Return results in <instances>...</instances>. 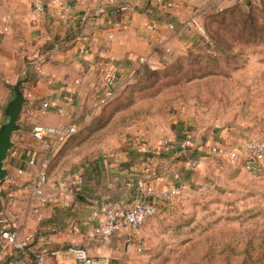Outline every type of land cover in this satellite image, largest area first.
<instances>
[{"label": "crops", "instance_id": "1", "mask_svg": "<svg viewBox=\"0 0 264 264\" xmlns=\"http://www.w3.org/2000/svg\"><path fill=\"white\" fill-rule=\"evenodd\" d=\"M24 1L10 10V25L0 31V126L6 121L3 113L13 96V86L27 73L22 85L26 103L19 123L21 132L29 137L26 144L8 155V171L26 169L31 157L48 158L59 143L36 141L30 133L34 128L74 123L78 130L84 115L91 120L90 112L101 108L98 99L106 68L120 71L122 78L135 76L140 57L188 38L189 27L203 11L215 8L212 0H180L175 9H167L164 0H65V7L45 0L46 10L40 17L31 1ZM236 2L243 0H221L218 6L226 9ZM45 101L56 102L65 113L57 115L45 109ZM160 110L161 106L154 112ZM156 114V118L130 124L127 133L132 138L124 142L123 151L58 176L80 177L83 183L74 192L59 194L39 215L30 212L28 194L16 191L15 222L31 240L29 259H33L34 251L78 245L86 247L92 257L123 264L128 237L96 238L88 217L111 205L142 200L147 186L187 188L194 169L190 157L196 154L201 159L208 154L204 148L182 149L183 141L190 139L182 116L163 119ZM165 140L168 147L160 145ZM27 172L23 182L30 179ZM151 224L142 228L137 241L148 234ZM99 240L104 245H99ZM11 262L10 256H0V264ZM46 264L57 263L47 258Z\"/></svg>", "mask_w": 264, "mask_h": 264}, {"label": "rangeland", "instance_id": "2", "mask_svg": "<svg viewBox=\"0 0 264 264\" xmlns=\"http://www.w3.org/2000/svg\"><path fill=\"white\" fill-rule=\"evenodd\" d=\"M247 2L236 4L246 9ZM24 3L0 0V31L10 25V10ZM250 3L264 9V0ZM221 10L203 11L188 38L168 46L161 67L137 69L115 101L91 111V120L84 115L78 132L47 156L48 174L58 179L123 151L132 138L130 124L156 113L163 119L182 116L190 139L208 151L177 199L158 200L148 234L137 241L143 253L131 251L123 264H264V173L253 177L239 164L209 154L217 143L264 138V13H255V31L246 28L241 15L223 24L205 20ZM162 50L157 49L161 58ZM28 135L14 134L9 156Z\"/></svg>", "mask_w": 264, "mask_h": 264}, {"label": "built area", "instance_id": "3", "mask_svg": "<svg viewBox=\"0 0 264 264\" xmlns=\"http://www.w3.org/2000/svg\"><path fill=\"white\" fill-rule=\"evenodd\" d=\"M37 16H43L46 10L45 0H30ZM251 1L252 0H248ZM167 9H175L180 5V0H164ZM221 0H212V6L218 9ZM58 6L65 7V0H55ZM68 7V6H67ZM171 50L163 47L162 58L157 52L142 56L138 59V69L156 70L163 65ZM133 78H122L120 71L108 67L104 70V85L101 89L98 104L104 107L131 83ZM79 83V81H76ZM45 109H52L55 114L63 115L64 108L53 101L43 103ZM33 138L40 143H48L50 140L63 142L77 132L74 123L64 126L36 127L32 130ZM162 147H168L167 140L161 142ZM202 146L196 145L192 139H186L182 143V149L200 151ZM211 154L215 157H224L233 164H239L242 169L253 177L264 173V138L245 139L236 143H217L211 147ZM200 157L190 162V167L199 166ZM27 166L33 172L26 169L9 171L4 182L0 183V256H10L11 264H46L47 258H53L57 264H109L108 258H95L84 247L71 245L52 251L42 250L33 252V259H29L30 238L23 235L21 228L15 222V209L17 207L16 191L23 190L28 194L30 212L39 215L47 208L59 194L74 192L82 183L78 177L51 179L48 174L47 158L42 161L31 157ZM29 174L30 179L23 182V177ZM185 189L183 185H172L158 189L147 186L143 199L134 204H117L104 208L100 212H94L88 217V222L94 225L93 234L101 240H109L117 235L125 234L128 241L124 246L125 254L134 251L143 253V244L137 243L136 237L142 228L153 219L159 211L158 200L177 199Z\"/></svg>", "mask_w": 264, "mask_h": 264}, {"label": "water", "instance_id": "4", "mask_svg": "<svg viewBox=\"0 0 264 264\" xmlns=\"http://www.w3.org/2000/svg\"><path fill=\"white\" fill-rule=\"evenodd\" d=\"M26 80L27 73L13 86V96L4 108L3 115L6 121L0 126V183L6 180L9 173L5 163L14 147L13 136L22 129L19 118L26 103L22 86Z\"/></svg>", "mask_w": 264, "mask_h": 264}, {"label": "trees", "instance_id": "5", "mask_svg": "<svg viewBox=\"0 0 264 264\" xmlns=\"http://www.w3.org/2000/svg\"><path fill=\"white\" fill-rule=\"evenodd\" d=\"M255 7L256 6H254L253 3H250V1L247 2L246 9H242L240 6H238V4H236V5L232 6L231 8L221 10L218 13H215L213 15L206 17L205 20L208 21V20H213L214 18H217V20L221 21V23L223 24L227 20L233 21V19H235L236 15H241L242 16L241 21L244 22V24L246 25V28L255 31L254 24L257 20L255 13L257 12L259 15H262L264 13V9H259V7H256V8ZM205 20H204V27L206 29V28H208V25H207V22L205 24ZM236 24L237 23H235V25ZM209 55H213V54L209 53ZM119 96H120V94L117 96V98ZM117 98L110 101L107 105H109L111 102L115 101ZM107 105H105L104 107H106Z\"/></svg>", "mask_w": 264, "mask_h": 264}]
</instances>
